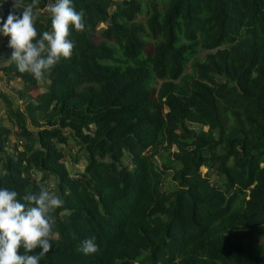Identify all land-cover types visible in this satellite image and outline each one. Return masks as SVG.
Masks as SVG:
<instances>
[{
    "label": "trees",
    "instance_id": "16d2710c",
    "mask_svg": "<svg viewBox=\"0 0 264 264\" xmlns=\"http://www.w3.org/2000/svg\"><path fill=\"white\" fill-rule=\"evenodd\" d=\"M54 2L22 0L38 34ZM73 5L70 59L43 81L0 68L20 83L0 92V188L64 201L40 264H264V0Z\"/></svg>",
    "mask_w": 264,
    "mask_h": 264
},
{
    "label": "clouds",
    "instance_id": "9594fccd",
    "mask_svg": "<svg viewBox=\"0 0 264 264\" xmlns=\"http://www.w3.org/2000/svg\"><path fill=\"white\" fill-rule=\"evenodd\" d=\"M47 11L52 30L42 35L35 26L39 13L33 5L23 6L22 0H13L6 21L0 17V35L10 37V60L19 72L30 73L37 81L50 76L62 58L72 57L75 44L68 38L70 29L83 32L86 27L84 11H77L73 0H55L47 5ZM18 195L14 190L0 188V264H40L57 238L54 213L64 201L43 185L38 193L23 195V202ZM95 241L94 236L85 239L78 251L84 255L97 253ZM21 248L24 254H20ZM36 249L41 250L38 255L29 254Z\"/></svg>",
    "mask_w": 264,
    "mask_h": 264
},
{
    "label": "crops",
    "instance_id": "0c3cea01",
    "mask_svg": "<svg viewBox=\"0 0 264 264\" xmlns=\"http://www.w3.org/2000/svg\"><path fill=\"white\" fill-rule=\"evenodd\" d=\"M10 52L7 48V37L0 35V68L8 65L10 63ZM20 83L16 79H11L7 81L5 75L0 70V92H4L8 95H12V89H19ZM12 98L15 99V96L12 95ZM19 102V101H18ZM4 113L3 104L0 102V115ZM6 126H9L7 123Z\"/></svg>",
    "mask_w": 264,
    "mask_h": 264
},
{
    "label": "rangeland",
    "instance_id": "374dc122",
    "mask_svg": "<svg viewBox=\"0 0 264 264\" xmlns=\"http://www.w3.org/2000/svg\"><path fill=\"white\" fill-rule=\"evenodd\" d=\"M64 152L66 154L65 163L70 174H77L84 169L86 162L83 158V152L76 148L73 141L70 142V146L66 147ZM156 161L158 162V159ZM202 171H205V168H202Z\"/></svg>",
    "mask_w": 264,
    "mask_h": 264
},
{
    "label": "built area",
    "instance_id": "2783aa9c",
    "mask_svg": "<svg viewBox=\"0 0 264 264\" xmlns=\"http://www.w3.org/2000/svg\"><path fill=\"white\" fill-rule=\"evenodd\" d=\"M3 8V5L0 3V9H2Z\"/></svg>",
    "mask_w": 264,
    "mask_h": 264
}]
</instances>
